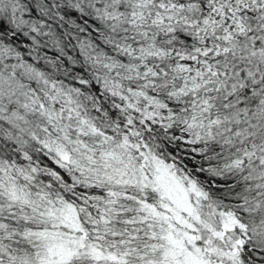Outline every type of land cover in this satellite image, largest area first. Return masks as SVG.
<instances>
[{
	"label": "snow or ice",
	"instance_id": "6c2138e0",
	"mask_svg": "<svg viewBox=\"0 0 264 264\" xmlns=\"http://www.w3.org/2000/svg\"><path fill=\"white\" fill-rule=\"evenodd\" d=\"M0 264H264V0H0Z\"/></svg>",
	"mask_w": 264,
	"mask_h": 264
}]
</instances>
